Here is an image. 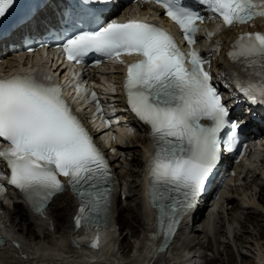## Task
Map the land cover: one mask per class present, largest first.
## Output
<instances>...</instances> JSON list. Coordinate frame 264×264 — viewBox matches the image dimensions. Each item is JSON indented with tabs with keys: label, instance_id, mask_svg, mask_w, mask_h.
<instances>
[{
	"label": "snow or ice",
	"instance_id": "obj_1",
	"mask_svg": "<svg viewBox=\"0 0 264 264\" xmlns=\"http://www.w3.org/2000/svg\"><path fill=\"white\" fill-rule=\"evenodd\" d=\"M153 2L179 27L189 45L187 58L169 33L139 20H112L92 31L79 30L57 46L66 59L77 64L89 53L120 64L125 63L123 55L140 57L127 64L124 88L129 108L151 129L149 195L151 205L158 210V230L165 240L159 251H163L180 216L194 205L216 167L221 147L231 152L236 146L242 122L229 119V109L203 69L209 61L191 47L196 43L197 21L202 23L204 17L184 0ZM193 2L221 19L225 27L264 18V0ZM85 3L107 5L110 0ZM15 4L16 0H0V24ZM213 50L218 51V47ZM228 57L255 77L244 87L238 85V90L251 103L264 105V33L241 34ZM91 102L97 105L95 114H101L95 93ZM201 120L210 123L205 125ZM104 123L107 127L108 121ZM225 129L226 138L221 139ZM0 138L8 145L0 148V158L10 170L8 183L24 195L34 211L42 212L51 197L64 190L58 178L63 176L82 200L75 217L77 228L83 223L98 226V217L106 218L111 200L109 165L72 114L58 85H46L31 76L0 79ZM173 192L180 193L182 199ZM98 239L92 247L98 246Z\"/></svg>",
	"mask_w": 264,
	"mask_h": 264
},
{
	"label": "bare ground",
	"instance_id": "obj_2",
	"mask_svg": "<svg viewBox=\"0 0 264 264\" xmlns=\"http://www.w3.org/2000/svg\"><path fill=\"white\" fill-rule=\"evenodd\" d=\"M144 10L151 11L153 15H157L159 11L157 7L140 6V11ZM234 31L233 28L223 29L218 36L224 39L226 35ZM13 65L12 61L0 64V71H5ZM48 68L55 79H63L64 83L71 80L67 77L66 67L63 64L54 62ZM104 68L113 70V73L104 74L100 68H82L76 74L75 80L82 81L85 85L100 87L104 78L118 88L122 79L119 66L106 65ZM221 73L225 76L228 74L225 70H221ZM82 117L87 118L86 111L83 112ZM124 118L125 124L134 127L136 132H124L118 136L115 143L110 144L108 154L114 180L110 211L106 225L103 228H97L98 243L102 242L104 236L108 237L107 243L103 246L98 245L94 249L89 248L86 235H80L82 227L77 228L75 225L74 197L65 187L62 192L51 197L42 212L30 209L25 203L10 202L7 197H3L4 202L0 204V264H197L193 259L198 255L194 257V254L191 256L189 253H194L196 246L203 247L202 236L208 238L207 245L209 240L207 248H213L214 242L218 245L222 244L223 241L220 240L222 236L231 241L233 235L231 238L225 235L226 223L239 226L238 233H235L233 237L238 255L246 258L248 254H244L242 249L247 250L246 246L251 244L252 250L249 249L253 259L251 264H264V243L256 240L253 244L250 243L248 239L252 234L244 228L241 217L243 211L246 215L245 220L249 218L258 222V216L264 217V209H262L264 207V142H259L262 146L260 152L263 153L259 159L254 157L255 159L250 161V166L245 170L240 167L234 168L235 176L227 178L220 189V195L213 203V208L204 214L207 205L203 204V200L198 201L184 216L181 227L166 250L159 251L151 247V220L141 196L142 168L149 151V142L143 126L130 115L125 114ZM136 152H139L141 158L133 156L126 162L125 158L130 154L135 155ZM120 155L124 156L123 162L118 159ZM128 162L132 170L127 167ZM227 162L226 159L222 172H229ZM258 165L262 166L263 170ZM259 173L263 174V177H259ZM240 174H242L241 177ZM130 177L135 180L131 183V187L128 180ZM250 180L251 184H249ZM230 206H232L231 209ZM213 211H218L219 221H212ZM126 216L132 218L131 221L138 224L141 229L142 236L139 239L137 256L130 255L128 252L129 235H126L123 230L131 228V223L126 220ZM114 225L118 227L117 236L111 229ZM261 227L256 224L254 230ZM257 233L261 237L264 236L263 231ZM93 242L91 241L92 244ZM225 244L228 243L225 242ZM117 249L122 257L116 256ZM166 251L170 257L165 255ZM199 256L201 257V254ZM216 257L217 255H213L204 263L216 264L218 261ZM233 261L234 258L230 254V264H233Z\"/></svg>",
	"mask_w": 264,
	"mask_h": 264
},
{
	"label": "rangeland",
	"instance_id": "obj_3",
	"mask_svg": "<svg viewBox=\"0 0 264 264\" xmlns=\"http://www.w3.org/2000/svg\"><path fill=\"white\" fill-rule=\"evenodd\" d=\"M259 147V146H258ZM137 148V150H138V146L136 147ZM260 148H262V146H260ZM122 155H120L119 157H118V159L119 160H121L122 162L124 161L123 159H124V156L123 157H121ZM127 156V155H126ZM125 156V157H126ZM133 156H136L137 158H141L140 156H139V152H136L135 153V155L133 154H130V155H128L127 156V158H125L126 159V162H127V160L128 159H130V158H133ZM132 161V160H131ZM249 163H250V161H247V165L248 166H250L249 165ZM254 164V163H253ZM131 164H130V162H128L127 163V167L128 168H130V170H132L133 168L130 166ZM258 167L261 169V170H263V168H262V166L260 167V165H258ZM264 171V170H263ZM262 171V172H263ZM264 174V173H263ZM263 174H260L259 173V177H263ZM241 177V176H240ZM132 179V180H131ZM128 180H130L129 182H130V184H129V186L131 187L132 186V184L131 183H133V178H129ZM135 181V180H134ZM238 182V181H237ZM240 182V181H239ZM251 182V180L249 181V184H251L250 183ZM238 185H240V184H238ZM240 187V186H239ZM241 189V188H240ZM255 202H257V200H255ZM231 207L232 206H230L229 208L231 209ZM262 209H264V207H262ZM215 210H216V207H215ZM208 211V209H206V211H204V214L206 213ZM218 212V211H217ZM217 212L215 211H213V214H212V221H219V217H218V215H217ZM241 217H242V220H243V224L245 225L244 226V228L246 229V231H248L249 233H251L252 235H251V237L249 236V239L248 240H250V243L252 242V244H253V242H255V240L257 241V242H259V243H264V236H260L257 232L258 231H263V233H264V217L263 216H258L257 218H258V222H254L252 219H249V218H246V220H245V218L244 217H246V215L244 214V211L242 212V214H241ZM126 220L129 222V223H131V228H125V230H123V232L125 231V234L126 235H129V237H128V244L130 243V247L128 248V252L130 253V255H133V256H137V248H138V245H139V239H140V237L142 236V233L140 232L141 231V229L139 228V225L138 224H136L135 222H132L131 220H132V218L130 219V217H128V216H126ZM250 220V221H249ZM255 226L256 224H259V225H261L262 227L261 228H257V230H254V226ZM240 226H241V224H240ZM112 230H114V235L115 236H117V230H118V227L116 226V225H114L112 228H111ZM224 229H225V231H226V236H229V238H231V236H232V238H231V241H229V240H227V237L225 238V237H221L220 238V240L221 241H223V243L222 244H216L215 242L213 243V241H212V243H213V245H215L213 248H207V246H209V240H208V245H207V239L205 238V236H202V243H203V247H198V246H196V251L193 253V252H190L189 253V255H193L194 254V257H195V255L197 256V257H195L193 260L195 261V263H197V264H205L204 263V261H207V260H209L213 255H217V259H218V261H217V263L216 264H230V262H229V255L230 254H232V256H233V258H234V261H233V264H251L252 263V258H251V253L249 252L250 250H252V248H251V244H248L247 246H246V248H247V250H245V249H242V252L244 253V254H248V256L246 257V258H242L241 256H239L238 255V253H237V250H236V247H235V245H234V242L235 241H233V237H234V234L235 233H238V231H239V226H236V225H234V226H232L231 224H227L226 223V225H224ZM134 231V233H132ZM135 232H137V234L135 233ZM227 233H228V235H227ZM210 241V242H211ZM220 241V242H221ZM225 242H227L228 244H225ZM122 244V243H121ZM119 249V248H118ZM117 249V250H118ZM215 249V250H214ZM250 249V250H249ZM116 250V249H115ZM117 252V251H116ZM168 252H169V249H168ZM167 251L165 252L166 254V256L167 257H170V254L168 253ZM199 254H201V257L199 256ZM116 256H118V257H122L121 256V252L118 250V252H117V254H116Z\"/></svg>",
	"mask_w": 264,
	"mask_h": 264
}]
</instances>
